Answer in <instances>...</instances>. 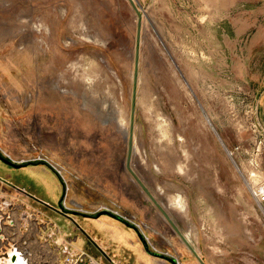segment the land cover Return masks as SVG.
<instances>
[{
    "label": "rangeland",
    "instance_id": "obj_1",
    "mask_svg": "<svg viewBox=\"0 0 264 264\" xmlns=\"http://www.w3.org/2000/svg\"><path fill=\"white\" fill-rule=\"evenodd\" d=\"M134 1L138 44L128 0H0V156L61 184L0 197V264H264V0ZM133 100L131 170L188 245L126 167ZM57 220L133 252L57 259Z\"/></svg>",
    "mask_w": 264,
    "mask_h": 264
},
{
    "label": "crops",
    "instance_id": "obj_2",
    "mask_svg": "<svg viewBox=\"0 0 264 264\" xmlns=\"http://www.w3.org/2000/svg\"><path fill=\"white\" fill-rule=\"evenodd\" d=\"M8 162V160H5L0 156V197L4 206L12 207L18 203V199L16 198L15 200L12 196L14 192L15 194H19L20 197H23V195L18 193L19 190H22L21 188L16 187L18 185L20 187L28 188L34 193V195H38L39 199L43 202L51 204L59 200L61 197V184L53 173L49 171L44 173L40 169V166H17ZM16 197H18V195H16ZM48 211L52 212V210H47V212ZM58 216L59 215H57V217ZM58 220L57 224L51 222L47 223L45 228L41 227V232L37 235L40 244L48 243L54 246L53 254L57 259L64 257L66 251H68V253L86 251L91 254V256L98 255L94 250V240H98L99 246L108 251V253L110 251L115 256L118 255L124 260L123 253L128 251V246H133L132 240L129 242L127 239L124 240V231L117 224L104 221L102 225L94 228L95 230L92 231L93 233L90 229L88 233L84 227L87 232L85 233V231L77 229L79 227L76 228L75 223L71 220L68 221L70 226L61 229L59 226L61 225V222ZM42 224H44V222ZM129 251L130 252H127L126 254L133 252V250ZM99 256H102V251H100ZM129 264H133V262H130ZM146 264L154 263L146 260Z\"/></svg>",
    "mask_w": 264,
    "mask_h": 264
},
{
    "label": "water",
    "instance_id": "obj_3",
    "mask_svg": "<svg viewBox=\"0 0 264 264\" xmlns=\"http://www.w3.org/2000/svg\"><path fill=\"white\" fill-rule=\"evenodd\" d=\"M128 1L132 5L133 9L136 11L137 16H138L137 39H136V42L138 44L139 43V40H140V29H141L140 28V16L141 15L139 13V10H138L137 6L135 5V1L134 0H128ZM138 65H139V48L136 49V53H135V68H134V75H133V86H134L133 87V92L134 93H135V89H136V85H137ZM134 112H135V103H134V100H133V102H132V111H131V124H130V129H129V138L127 140L128 151H127L126 167L129 170V172L132 174V176L135 178V180L137 181V183L141 186V188L143 189V191L153 201V203L158 208V210L163 214V216L167 219V221L171 224V226L177 231V228L174 226V224L172 223L171 219L169 218V216L167 215V213L164 211V209L155 201V199L153 198V196L149 193V191L141 183V181L139 180V178L131 170L130 164H131V158H132L133 149H134V146H133V119H134ZM177 233L179 234V236L181 237V239L183 240V242L186 245H188V243L185 240V238L183 237V235L180 232H178V231H177ZM10 262H11V264H29L28 259L22 257L20 252H13L12 255H11V257H10Z\"/></svg>",
    "mask_w": 264,
    "mask_h": 264
},
{
    "label": "built area",
    "instance_id": "obj_4",
    "mask_svg": "<svg viewBox=\"0 0 264 264\" xmlns=\"http://www.w3.org/2000/svg\"><path fill=\"white\" fill-rule=\"evenodd\" d=\"M56 171L59 175H62L61 172L58 171L57 169ZM15 252H19V251L15 250ZM21 256L24 257L23 254H21ZM60 264H89V258H87V256L84 253L70 254L66 256Z\"/></svg>",
    "mask_w": 264,
    "mask_h": 264
},
{
    "label": "bare ground",
    "instance_id": "obj_5",
    "mask_svg": "<svg viewBox=\"0 0 264 264\" xmlns=\"http://www.w3.org/2000/svg\"><path fill=\"white\" fill-rule=\"evenodd\" d=\"M126 135L128 136V133H126ZM243 176V175H242ZM19 261V260H18Z\"/></svg>",
    "mask_w": 264,
    "mask_h": 264
}]
</instances>
